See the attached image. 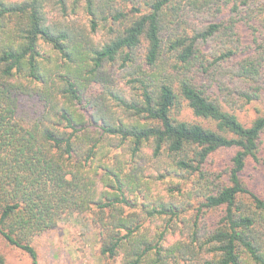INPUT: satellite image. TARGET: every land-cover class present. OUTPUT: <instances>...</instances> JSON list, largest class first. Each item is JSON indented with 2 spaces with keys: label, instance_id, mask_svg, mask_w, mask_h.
<instances>
[{
  "label": "trees",
  "instance_id": "trees-1",
  "mask_svg": "<svg viewBox=\"0 0 264 264\" xmlns=\"http://www.w3.org/2000/svg\"><path fill=\"white\" fill-rule=\"evenodd\" d=\"M263 167L264 0H0V264H264Z\"/></svg>",
  "mask_w": 264,
  "mask_h": 264
},
{
  "label": "rangeland",
  "instance_id": "rangeland-1",
  "mask_svg": "<svg viewBox=\"0 0 264 264\" xmlns=\"http://www.w3.org/2000/svg\"><path fill=\"white\" fill-rule=\"evenodd\" d=\"M255 116L253 107L240 112L245 122ZM255 175L264 183V167L255 170ZM34 245L40 264H121L120 259L113 261L101 255L100 230L89 213L70 214L57 227L38 235ZM7 256L14 264H31L29 256L19 249L7 248Z\"/></svg>",
  "mask_w": 264,
  "mask_h": 264
}]
</instances>
